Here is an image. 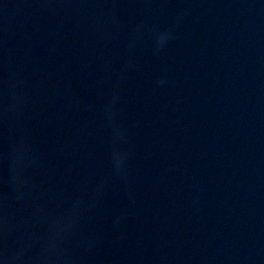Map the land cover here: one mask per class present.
Returning a JSON list of instances; mask_svg holds the SVG:
<instances>
[{"label":"water","instance_id":"water-1","mask_svg":"<svg viewBox=\"0 0 264 264\" xmlns=\"http://www.w3.org/2000/svg\"><path fill=\"white\" fill-rule=\"evenodd\" d=\"M179 264H264V0H156Z\"/></svg>","mask_w":264,"mask_h":264}]
</instances>
